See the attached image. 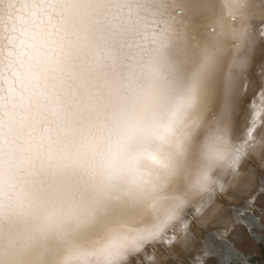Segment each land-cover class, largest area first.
I'll return each instance as SVG.
<instances>
[{"label": "snow or ice", "instance_id": "obj_1", "mask_svg": "<svg viewBox=\"0 0 264 264\" xmlns=\"http://www.w3.org/2000/svg\"><path fill=\"white\" fill-rule=\"evenodd\" d=\"M23 7L0 264H247L244 233L264 235V0Z\"/></svg>", "mask_w": 264, "mask_h": 264}, {"label": "bare ground", "instance_id": "obj_2", "mask_svg": "<svg viewBox=\"0 0 264 264\" xmlns=\"http://www.w3.org/2000/svg\"><path fill=\"white\" fill-rule=\"evenodd\" d=\"M34 2H38V0H0V112H2L5 96L14 79L12 68L9 65L19 59L18 53L24 51L21 46L22 20L24 17L30 16L32 11H36L35 9H26L23 5ZM9 3L16 7L8 8ZM234 203L235 208H230L229 214H234L236 208L244 207L242 199ZM249 236V239L254 242L255 248L249 252L242 250L241 259L246 260L247 264H260L254 258L264 253V235L256 226L251 230Z\"/></svg>", "mask_w": 264, "mask_h": 264}, {"label": "rangeland", "instance_id": "obj_3", "mask_svg": "<svg viewBox=\"0 0 264 264\" xmlns=\"http://www.w3.org/2000/svg\"><path fill=\"white\" fill-rule=\"evenodd\" d=\"M249 234L250 232L244 233L243 240L241 243L242 250L247 252L252 251L255 248L254 242H252L251 239H249L250 238ZM254 259L258 260L260 264H264V253H262V255H259L258 257H255Z\"/></svg>", "mask_w": 264, "mask_h": 264}]
</instances>
